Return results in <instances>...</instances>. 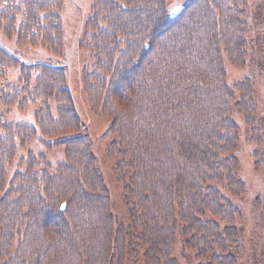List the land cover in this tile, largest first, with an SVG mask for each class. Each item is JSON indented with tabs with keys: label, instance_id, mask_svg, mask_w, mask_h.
I'll list each match as a JSON object with an SVG mask.
<instances>
[{
	"label": "trees",
	"instance_id": "trees-1",
	"mask_svg": "<svg viewBox=\"0 0 264 264\" xmlns=\"http://www.w3.org/2000/svg\"><path fill=\"white\" fill-rule=\"evenodd\" d=\"M64 2L0 0V30L15 51L61 57ZM183 5L170 18L167 0H91L77 42L85 101L110 122L103 154L121 216L63 66L23 62L0 45V264H181L178 244L195 264H240L235 117L263 174L264 118L255 82H228L226 65L249 61V4ZM12 111H30L32 121H14ZM263 207L264 195L254 209Z\"/></svg>",
	"mask_w": 264,
	"mask_h": 264
},
{
	"label": "rangeland",
	"instance_id": "rangeland-1",
	"mask_svg": "<svg viewBox=\"0 0 264 264\" xmlns=\"http://www.w3.org/2000/svg\"><path fill=\"white\" fill-rule=\"evenodd\" d=\"M186 1L167 0V5L171 10ZM90 4L91 0H65L62 12L64 51L61 57L41 47L15 51L13 41L6 38L1 30L0 45L16 54L23 62H48L63 66L75 109L93 141L94 154L110 195L112 214L121 216L124 208L120 186L115 182L110 164L103 154L109 142L106 131L110 122L108 119L98 118L92 114L80 86V70L84 59H82L83 54L78 49L77 42L88 17ZM248 4L249 61L243 68L226 65L227 81L238 82L244 77L251 78L256 84L261 115L264 118V47L261 44L264 35V0H248ZM12 71L14 75L15 70ZM9 118L21 122L32 121L30 111L25 113L12 111ZM235 119L239 127V144L235 156L240 163L239 176L245 184V193L240 198L233 199L234 204L242 213L240 222H237L243 244L240 264H264V207L259 211L254 209L256 199L259 196L263 198L264 195V174L254 169L252 155L254 149L257 148L255 142L251 140L241 118L235 117ZM30 148L38 152L43 149L42 145L37 142H33ZM61 156L60 150L50 152V161L55 162ZM177 246L180 251L178 256L180 263L195 264L193 255L182 250L180 244Z\"/></svg>",
	"mask_w": 264,
	"mask_h": 264
},
{
	"label": "water",
	"instance_id": "water-1",
	"mask_svg": "<svg viewBox=\"0 0 264 264\" xmlns=\"http://www.w3.org/2000/svg\"><path fill=\"white\" fill-rule=\"evenodd\" d=\"M183 6H178V7H176L175 8V10L173 9L171 12H170V14H169V16H170V18H174V17H176L178 14H180V12L183 10ZM62 208H64V205L62 206Z\"/></svg>",
	"mask_w": 264,
	"mask_h": 264
},
{
	"label": "snow or ice",
	"instance_id": "snow-or-ice-1",
	"mask_svg": "<svg viewBox=\"0 0 264 264\" xmlns=\"http://www.w3.org/2000/svg\"><path fill=\"white\" fill-rule=\"evenodd\" d=\"M175 10V9H174Z\"/></svg>",
	"mask_w": 264,
	"mask_h": 264
}]
</instances>
